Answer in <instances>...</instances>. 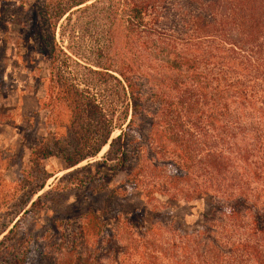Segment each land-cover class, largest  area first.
I'll use <instances>...</instances> for the list:
<instances>
[{
	"label": "trees",
	"instance_id": "1",
	"mask_svg": "<svg viewBox=\"0 0 264 264\" xmlns=\"http://www.w3.org/2000/svg\"><path fill=\"white\" fill-rule=\"evenodd\" d=\"M88 1H59L50 15L58 23L73 7L97 9L106 49L120 43L117 56L84 66L82 77L66 71L60 57H69L50 33L48 91L70 108V139L28 145L30 165L18 183L44 174L43 160L55 155L65 168L87 161L79 182L101 181V168L123 172L125 187L147 201L157 193L173 201L209 196L215 205L200 229L180 232V264H264V188L250 186L264 175V0ZM92 83L113 92L97 96ZM20 219L0 238V252ZM14 258L23 264V253Z\"/></svg>",
	"mask_w": 264,
	"mask_h": 264
},
{
	"label": "rangeland",
	"instance_id": "2",
	"mask_svg": "<svg viewBox=\"0 0 264 264\" xmlns=\"http://www.w3.org/2000/svg\"><path fill=\"white\" fill-rule=\"evenodd\" d=\"M59 1L64 0H0V227L7 226L0 238L21 217L15 235L10 234L1 248L0 264H14L21 253L23 264L62 260L74 264L79 257L83 264H180V232L200 229L203 216L214 208L213 198L173 201L157 193L147 201L137 190L125 187L123 172L101 168L105 175L101 181L83 183L75 175L87 161L65 168L55 155L43 160L44 174L28 175L24 187L18 183L30 165L28 145L45 138L49 145L62 146L70 139V108L62 98L52 101L48 91L50 33L54 31L57 44L69 57H60L66 71L75 70L82 77L84 66L97 69L98 63L113 62L120 45L116 40L106 49L102 20L92 7H73L55 23L50 13ZM168 13L174 17V12ZM92 84L91 92L97 96L113 92ZM118 133L115 128L111 137ZM107 147L89 161L99 160ZM80 175L86 177L87 172ZM42 177L46 180L38 189ZM250 186L263 189L264 175ZM38 195L40 200L30 206ZM22 200L29 201L20 210ZM89 209L94 213L86 215ZM7 248L15 254H8Z\"/></svg>",
	"mask_w": 264,
	"mask_h": 264
},
{
	"label": "bare ground",
	"instance_id": "3",
	"mask_svg": "<svg viewBox=\"0 0 264 264\" xmlns=\"http://www.w3.org/2000/svg\"><path fill=\"white\" fill-rule=\"evenodd\" d=\"M104 149H105V147L103 148V150H104ZM103 150H102V151H103Z\"/></svg>",
	"mask_w": 264,
	"mask_h": 264
}]
</instances>
